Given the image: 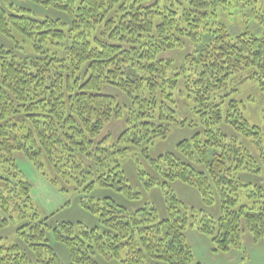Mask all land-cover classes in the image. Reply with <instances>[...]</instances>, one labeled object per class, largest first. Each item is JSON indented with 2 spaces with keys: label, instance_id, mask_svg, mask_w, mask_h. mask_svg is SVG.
I'll return each mask as SVG.
<instances>
[{
  "label": "trees",
  "instance_id": "16d2710c",
  "mask_svg": "<svg viewBox=\"0 0 264 264\" xmlns=\"http://www.w3.org/2000/svg\"><path fill=\"white\" fill-rule=\"evenodd\" d=\"M18 1L54 8L68 21L0 0L6 41L0 42V264H63L51 240L64 247L67 264L98 258L194 264L187 228L207 236L212 252L243 250V230L254 242L264 238V186L240 177L261 171L264 151L255 156L239 140L258 138L260 127L247 120L241 101L225 100L247 80L264 94V32L257 35L245 22L232 33L222 21L234 12L253 14L255 0ZM256 20L261 28L262 17ZM187 48L179 61L161 56ZM185 108L194 118L181 116ZM113 121L123 123L115 141L99 138ZM172 126L199 130L171 150L147 155L144 168L133 163L135 182L160 188L161 212L152 202L129 209L110 197H90L82 206L96 216L91 227L54 220L58 211L42 214L15 158L20 153L37 170L49 169L59 192L106 186L133 200L139 192L121 156L166 139ZM175 181L195 188L206 205L218 199L217 220L196 219L169 188ZM241 188L252 201L235 208ZM11 223L20 243L6 242L2 231Z\"/></svg>",
  "mask_w": 264,
  "mask_h": 264
},
{
  "label": "rangeland",
  "instance_id": "374dc122",
  "mask_svg": "<svg viewBox=\"0 0 264 264\" xmlns=\"http://www.w3.org/2000/svg\"><path fill=\"white\" fill-rule=\"evenodd\" d=\"M12 1L18 6L30 9L40 17L50 16L53 18H61L65 22L68 21V18L64 14L54 8L35 6L30 3L26 4L25 2L18 0ZM252 6H254L253 14H249L248 11H245L243 16L241 13L236 12H234V14L223 15L222 21L227 26H229L232 33L238 32L241 24H245L246 22L248 23V26L252 28V31L257 35L263 34L264 23H262L263 26L261 28L254 24L257 16H261L264 21L263 0H255ZM16 38L18 41L21 40L19 36ZM1 41L6 42L4 39L0 38V42ZM187 47L190 46L187 45ZM189 51H191L190 48L176 52L168 51L163 53L161 56L171 57L176 61H179L181 55L184 52ZM234 87L235 85L233 83L229 90ZM106 91L116 95L120 103L126 101L123 94L118 92L116 89L108 87ZM230 98L241 101L245 105V108H243V113L247 120L251 124H255L260 127V136L258 138L255 136L242 138L239 135V140H241V142L255 156H260L261 152L264 151V94L259 91L256 81L247 80L238 86L236 92H230L229 95L225 97V100ZM181 101L182 100H180L179 103ZM181 107H185V103H182ZM181 116L186 118H194L195 115L192 114L190 110H186L185 108L184 110H181ZM219 125L227 135L230 136L237 134L229 125ZM122 128V121H113L101 132L99 138H104L106 141L108 140V142L115 141ZM198 130L199 127L197 126H172L166 139H159L153 142H142L133 146L129 150L128 156H121L120 162L123 166L125 165L124 167L126 169H128L130 175H128V178L130 183L134 190L139 192V197L133 200L127 199L113 187L106 186H96L97 188L90 193L85 192L82 187L76 189L68 188L67 192L65 193L59 192L48 180V178H50L49 169L45 168L41 169V171L37 170L35 166L32 165L31 162L24 158V156L20 153H16L15 158L20 170L31 183V195L36 206L42 214L46 215L54 211H58L53 217L54 220H69L74 223L80 222L88 227H91L97 223L96 216L85 211L82 206V202H86L90 197L93 199L110 197L118 203L127 206L129 209H135L136 207L143 205L145 202H152L161 212L163 209V203L161 200L160 188L157 186L154 189L145 190L142 185L135 182L136 174L133 163H139L140 166L144 168L146 166L145 164L148 163L147 155L153 157L161 152L171 150L174 148L177 141L190 138L191 135ZM145 148L147 151L144 150ZM258 160L261 161L259 162L261 167L260 173L255 174L247 172L242 173L240 177L244 182H249L252 184L258 183L264 186V162H262L260 157ZM42 173H46L47 177ZM168 186L174 191L180 200H182L188 207H191L195 210L196 213L194 212V215L196 214V219H199L202 216H208L213 220H217L220 213V201L218 199H215L210 205H206L202 201L201 194L192 186L179 181L170 182ZM251 201L252 199L247 196L246 189L241 188L235 208L241 204H250ZM16 227V223H11L6 229L2 231L3 234L8 233V240H5L6 242H21L17 237L16 232H14ZM186 238L195 256L194 264H264V238L258 242H254L246 230H243L242 232L243 250L241 251L230 250L227 252H212L209 238L191 228L186 229ZM50 243L52 244L62 263L67 264V256L64 247L59 243L53 242L52 240ZM29 255L32 257L31 254ZM124 255L125 249H122L120 252L121 258H123ZM96 261L97 264H121L119 258H98Z\"/></svg>",
  "mask_w": 264,
  "mask_h": 264
}]
</instances>
